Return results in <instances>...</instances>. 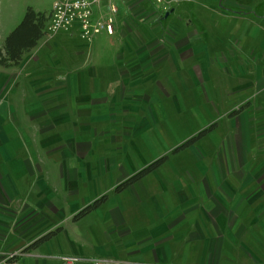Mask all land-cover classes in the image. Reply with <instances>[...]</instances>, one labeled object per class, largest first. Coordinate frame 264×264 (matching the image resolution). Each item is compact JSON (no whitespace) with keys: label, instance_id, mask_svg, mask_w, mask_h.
<instances>
[{"label":"crops","instance_id":"obj_1","mask_svg":"<svg viewBox=\"0 0 264 264\" xmlns=\"http://www.w3.org/2000/svg\"><path fill=\"white\" fill-rule=\"evenodd\" d=\"M145 1L114 0L106 40L43 32L0 64L9 264H264V0Z\"/></svg>","mask_w":264,"mask_h":264},{"label":"built area","instance_id":"obj_2","mask_svg":"<svg viewBox=\"0 0 264 264\" xmlns=\"http://www.w3.org/2000/svg\"><path fill=\"white\" fill-rule=\"evenodd\" d=\"M153 1L163 2V0ZM115 13H117V5L114 0H52L43 32L47 37L60 32L68 33L89 43L101 32L113 34ZM61 260L64 264H75L79 258L63 256ZM93 264H110V262L96 259L93 260Z\"/></svg>","mask_w":264,"mask_h":264},{"label":"trees","instance_id":"obj_3","mask_svg":"<svg viewBox=\"0 0 264 264\" xmlns=\"http://www.w3.org/2000/svg\"><path fill=\"white\" fill-rule=\"evenodd\" d=\"M46 16L42 12H35L32 8L28 7L21 22L6 36L3 47L0 48V64L3 66H9L19 63L24 52L29 51L33 48L39 38L43 36V25ZM200 131L197 135L183 142L177 146L174 151H177L180 147H185L198 139L205 131ZM166 160V156L156 159L149 163L144 168L139 170L137 173L127 178L121 184L116 187V191H120L127 185L133 183L139 178L143 177L155 167L159 166ZM105 199V196L94 201L92 204L82 208L77 212L78 216L85 215L93 208L97 207L101 201Z\"/></svg>","mask_w":264,"mask_h":264},{"label":"rangeland","instance_id":"obj_4","mask_svg":"<svg viewBox=\"0 0 264 264\" xmlns=\"http://www.w3.org/2000/svg\"><path fill=\"white\" fill-rule=\"evenodd\" d=\"M151 1H153V0L145 1L144 6L148 7L149 5H151ZM51 3H52V0H0V24L2 23L4 25H6V26H8V24L9 25H13L14 24L12 26V29H14L21 22V20L23 19L24 15H25V12H26L28 7L32 8L33 10H35V12H39V9L43 10L42 13H44V12H48V10H50ZM155 4L156 5H158V4L161 5L162 3L159 2V3H155ZM118 15H121V14L118 13ZM116 16H117V13L114 14L113 27L115 26ZM46 21H47V19H45V21H44L43 29H44ZM120 21L122 22L121 19H120ZM103 33H105V32H101L100 33L101 34L100 38L106 40L107 39V37H105L106 33L105 34H103ZM109 36L111 37V35H109ZM115 37L116 36H113L111 39H114ZM73 39H74V41L76 43L81 42L80 40H78L76 38H73ZM3 44H4V42H3ZM2 47H3V45H2ZM51 51L52 52L57 51L59 53V55L62 56V55L65 54L66 49L63 46H61V47L58 46L56 48H53V50H51ZM67 51H68V48H67ZM105 54H111V51L106 50ZM164 124L165 123H163V125ZM163 128H164V126H163ZM191 130H192V128L177 127V133L179 135H182L181 139L184 138L183 135H186V134H184L185 131H188V133H190ZM165 131L168 132V134H170L171 129H170V127L168 125H165ZM183 148H185V147L179 148L177 151H174V153L182 150ZM248 240H249V238L247 239V243H248L247 244V248L248 249H245V252H247V253L252 252L254 257H256V258H258L260 260L261 259L264 260V250L262 248H253L252 246L250 247V244H249ZM237 246H242L240 240H237ZM262 250H263V252H262ZM16 256H17L16 251H7L6 253L2 254V256L0 257V264H9L10 260L13 259ZM63 256H75V255H57V258L59 257L58 259L61 260V257H63ZM75 257H78L79 261H81V262L84 260V258H82L80 256L76 255ZM97 259L103 260V259H100V258H97ZM93 260H96V259H92L90 261V262H92V264H93ZM61 262L64 263L62 260H61Z\"/></svg>","mask_w":264,"mask_h":264}]
</instances>
